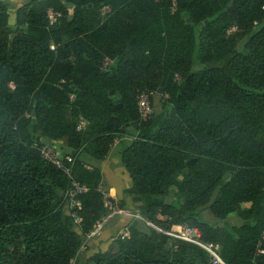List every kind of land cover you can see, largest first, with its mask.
Masks as SVG:
<instances>
[{"label":"trees","instance_id":"1","mask_svg":"<svg viewBox=\"0 0 264 264\" xmlns=\"http://www.w3.org/2000/svg\"><path fill=\"white\" fill-rule=\"evenodd\" d=\"M10 16L0 0V264H73L107 202L128 208L99 190L101 164L80 157L91 142L103 158L129 132L119 153L145 221L197 228L227 264H264V0H29ZM143 91L167 97L146 122ZM60 141L89 189L80 225L69 180L40 153ZM207 207L222 223L202 217ZM140 221L86 263L211 264Z\"/></svg>","mask_w":264,"mask_h":264},{"label":"rangeland","instance_id":"2","mask_svg":"<svg viewBox=\"0 0 264 264\" xmlns=\"http://www.w3.org/2000/svg\"><path fill=\"white\" fill-rule=\"evenodd\" d=\"M10 7V24L15 25V13L16 11L23 7L29 0H7ZM107 11L103 10L102 14H106ZM198 67V65H196ZM167 97L158 91L154 94V109L156 115L161 114L164 109V103ZM80 129L85 132H91L93 134V125L83 120L79 123ZM132 132L125 133L124 135H118L114 143L109 146L104 152L103 158L99 159L98 154L93 150L95 145L88 142L85 146V151L80 157L88 162V166L91 165V161L99 162L101 164L104 179L103 185L109 197L116 200L118 204L122 201H126L128 208L126 209L127 214H116L110 219L108 224L105 225L101 233L92 240H85L84 249L80 252L78 259H76L73 264H87V260L92 255L99 252H107L111 249L114 240L121 235L127 233L132 224L138 220L140 221V214L138 213L137 206L134 204L132 198L127 194V190L130 188V176L127 173L125 167L122 164L120 149L122 145L129 144L134 139L130 136ZM134 135V134H132ZM63 146L67 147L65 142H61ZM60 147V145L58 144ZM86 157V158H84ZM246 207H249L246 205ZM202 217L210 224H220L217 218L212 214L211 210L207 207L203 210ZM164 218H161V220ZM140 225L149 229L147 225L140 221ZM229 224L235 222V216H230L227 221ZM167 227V223L164 224Z\"/></svg>","mask_w":264,"mask_h":264},{"label":"built area","instance_id":"3","mask_svg":"<svg viewBox=\"0 0 264 264\" xmlns=\"http://www.w3.org/2000/svg\"><path fill=\"white\" fill-rule=\"evenodd\" d=\"M104 10L107 11L109 9L106 8ZM58 16L59 15L54 13L52 10L49 11V20L51 25L56 23ZM237 31L238 28L234 27L228 33L231 34ZM178 80H180V77H178ZM153 97L154 93L149 91L140 92L137 97L138 109L142 122H146L154 116L155 109L154 102L152 100ZM40 153L45 161L53 164L69 180V188L65 193V200H67L66 206L68 211L74 218L75 223L77 225H80L82 219L80 218L78 212L82 209V204L79 201V196L88 192L89 189L74 178L76 156L72 154H63L61 148L56 143L44 145L40 148ZM99 190L104 193L107 198L109 197L104 188L103 182L99 185ZM107 206L110 209L109 214L94 226L93 231L88 235L86 241L92 240L96 236H98L104 229L105 225L108 224L110 219L113 218L116 214H127V211L120 209L118 205L114 206L110 202H107ZM139 218L145 221L142 217ZM145 222L149 227L155 229L159 233L166 234L167 236H170L177 240L185 241L200 246L210 254L211 264H227L220 255V247L218 245L204 243L201 240V233L197 228H192L189 226H173L171 230H165L152 222ZM128 235L129 234L127 231V233L123 234L122 236L128 237Z\"/></svg>","mask_w":264,"mask_h":264},{"label":"crops","instance_id":"4","mask_svg":"<svg viewBox=\"0 0 264 264\" xmlns=\"http://www.w3.org/2000/svg\"><path fill=\"white\" fill-rule=\"evenodd\" d=\"M56 144H59L60 145V148H61V151H62L63 154L69 152V150L67 149V147H65V146L62 145L61 141L58 142V143H56ZM247 206H249V205H247Z\"/></svg>","mask_w":264,"mask_h":264},{"label":"water","instance_id":"5","mask_svg":"<svg viewBox=\"0 0 264 264\" xmlns=\"http://www.w3.org/2000/svg\"><path fill=\"white\" fill-rule=\"evenodd\" d=\"M185 6H186V4H185ZM188 22H190V19L188 20ZM133 42H134V41H133ZM133 42H132V44H133ZM113 94H114V91H113L112 95H113ZM120 107H122V105H120ZM195 163H196V160L194 159V160L190 161L188 164H189V165H195ZM226 177L228 178L229 175H227Z\"/></svg>","mask_w":264,"mask_h":264}]
</instances>
